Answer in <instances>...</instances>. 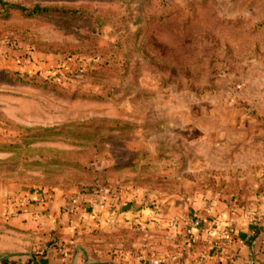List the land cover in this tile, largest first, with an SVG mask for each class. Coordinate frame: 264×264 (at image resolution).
<instances>
[{"label":"rangeland","instance_id":"obj_1","mask_svg":"<svg viewBox=\"0 0 264 264\" xmlns=\"http://www.w3.org/2000/svg\"><path fill=\"white\" fill-rule=\"evenodd\" d=\"M1 69L0 179L151 208L111 251L264 229V0H0Z\"/></svg>","mask_w":264,"mask_h":264},{"label":"crops","instance_id":"obj_2","mask_svg":"<svg viewBox=\"0 0 264 264\" xmlns=\"http://www.w3.org/2000/svg\"><path fill=\"white\" fill-rule=\"evenodd\" d=\"M94 197L98 198L88 191L73 197L0 179V264H153L159 260H142L132 253L122 256L111 251L108 242L90 234L126 220L123 223L153 227L151 208L123 202L110 215L106 201L97 199L92 207L86 203H93ZM123 206L131 209L123 210ZM231 222L223 227L220 239L208 241L203 230L196 233L191 243H182L172 264L264 262V229Z\"/></svg>","mask_w":264,"mask_h":264},{"label":"built area","instance_id":"obj_3","mask_svg":"<svg viewBox=\"0 0 264 264\" xmlns=\"http://www.w3.org/2000/svg\"><path fill=\"white\" fill-rule=\"evenodd\" d=\"M20 200V199H19ZM191 225H190V228H189V230H188V232H191V231H193V230H197V229H199L201 226H202V224L203 223H201V220L200 219H198V218H195V219H193L192 221H191V223H190ZM210 234L211 235H213L214 233L213 232H210ZM162 262V260H153V264H160Z\"/></svg>","mask_w":264,"mask_h":264},{"label":"trees","instance_id":"obj_4","mask_svg":"<svg viewBox=\"0 0 264 264\" xmlns=\"http://www.w3.org/2000/svg\"><path fill=\"white\" fill-rule=\"evenodd\" d=\"M39 11V9L38 8H34V10H33V12L34 13H36V12H38ZM4 72V70H0V72ZM15 73H18V74H20V75H25V74H23V73H21L20 71H14ZM259 264H264V262H262V263H259Z\"/></svg>","mask_w":264,"mask_h":264},{"label":"water","instance_id":"obj_5","mask_svg":"<svg viewBox=\"0 0 264 264\" xmlns=\"http://www.w3.org/2000/svg\"><path fill=\"white\" fill-rule=\"evenodd\" d=\"M122 209L123 210H129V209H131V207L130 206H123Z\"/></svg>","mask_w":264,"mask_h":264}]
</instances>
